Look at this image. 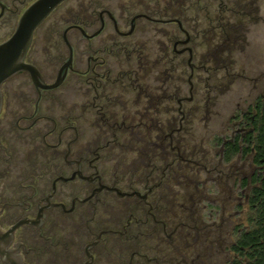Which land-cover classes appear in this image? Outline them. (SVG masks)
I'll use <instances>...</instances> for the list:
<instances>
[{"label":"flooded vegetation","instance_id":"af4514ba","mask_svg":"<svg viewBox=\"0 0 264 264\" xmlns=\"http://www.w3.org/2000/svg\"><path fill=\"white\" fill-rule=\"evenodd\" d=\"M23 61L0 264H264V0H62Z\"/></svg>","mask_w":264,"mask_h":264},{"label":"water","instance_id":"95a60500","mask_svg":"<svg viewBox=\"0 0 264 264\" xmlns=\"http://www.w3.org/2000/svg\"><path fill=\"white\" fill-rule=\"evenodd\" d=\"M61 1L35 0L24 10L13 33L0 42V86L6 78L22 68H28L33 78L37 76L34 67L25 64L23 58L30 44L34 28ZM6 243V236L0 231V256Z\"/></svg>","mask_w":264,"mask_h":264},{"label":"rangeland","instance_id":"374dc122","mask_svg":"<svg viewBox=\"0 0 264 264\" xmlns=\"http://www.w3.org/2000/svg\"><path fill=\"white\" fill-rule=\"evenodd\" d=\"M13 28L12 26L7 27L5 30H0V40L5 39L6 37L9 36Z\"/></svg>","mask_w":264,"mask_h":264}]
</instances>
